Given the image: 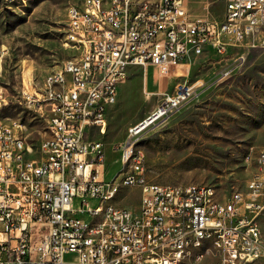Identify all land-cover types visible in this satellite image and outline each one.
I'll return each instance as SVG.
<instances>
[{
    "label": "built area",
    "instance_id": "2783aa9c",
    "mask_svg": "<svg viewBox=\"0 0 264 264\" xmlns=\"http://www.w3.org/2000/svg\"><path fill=\"white\" fill-rule=\"evenodd\" d=\"M221 19L194 16L185 0H82L71 4L62 45L72 54L56 77L21 90V105L38 116L44 134L34 148L21 122L0 116V264H179L205 255L216 264L264 260V150L245 191L211 198L210 184L147 179L136 145L195 95L175 81L160 102L127 128L117 147L122 165L105 179L107 111L130 67L159 77L212 54L221 76L245 62L238 47L264 48V0H223ZM184 73V72H182ZM181 76V75H178ZM5 102L0 89V111ZM252 150V148L250 149ZM139 190L133 209L122 191Z\"/></svg>",
    "mask_w": 264,
    "mask_h": 264
},
{
    "label": "rangeland",
    "instance_id": "374dc122",
    "mask_svg": "<svg viewBox=\"0 0 264 264\" xmlns=\"http://www.w3.org/2000/svg\"><path fill=\"white\" fill-rule=\"evenodd\" d=\"M81 1L0 0V89L5 99L0 116L25 126L23 135L35 151L32 157L38 156L36 149L45 126L21 105V90L39 86L71 56L62 45L63 26L71 4ZM186 3L194 16H221L222 0ZM240 53L245 55V62L224 76V62H217L212 54L176 67L170 78H160L153 67H130L115 104L108 110L105 132L96 130L90 135L104 143L105 179L121 171L117 147L125 139L127 128L147 115L173 81L184 79L185 74L195 85L194 97L139 141L147 179L155 183L210 184L221 199L234 191L244 192L257 170L254 153L264 150V48L244 44L232 55ZM120 195V204L128 209L139 203L138 189L124 190ZM65 259V264H70L72 258L66 255ZM216 260L211 255L198 261L186 257L179 264H216ZM251 264H264V260Z\"/></svg>",
    "mask_w": 264,
    "mask_h": 264
},
{
    "label": "bare ground",
    "instance_id": "6f19581e",
    "mask_svg": "<svg viewBox=\"0 0 264 264\" xmlns=\"http://www.w3.org/2000/svg\"><path fill=\"white\" fill-rule=\"evenodd\" d=\"M71 13V7H69L68 9V13H67V17L69 16V14ZM62 70V66L61 68L56 71V72H53L52 74H50L45 80H49V77H56V73H60ZM142 137H137L136 138V145L138 146L139 144V141ZM212 190H215L214 187H212ZM211 198H219L218 197V194H217V191H211ZM257 235L260 236V239H264V228H257Z\"/></svg>",
    "mask_w": 264,
    "mask_h": 264
},
{
    "label": "crops",
    "instance_id": "0c3cea01",
    "mask_svg": "<svg viewBox=\"0 0 264 264\" xmlns=\"http://www.w3.org/2000/svg\"><path fill=\"white\" fill-rule=\"evenodd\" d=\"M185 3H186V0H185ZM222 3H223V8H222L221 16H220V18H217V19H221V18H222V15H223V11H224V2H223V0H222ZM186 7H187V10L189 11V8H188V6H187V3H186ZM189 13H190V12H189ZM168 76H169V75H168ZM168 76H166V77H160V78H170V76H169V77H168ZM174 82H175V81H173L172 86H173ZM122 84H123V83H122ZM122 84L119 85V88H120V86H121ZM167 85H168V84H166V87H167ZM172 86H171V88H172ZM119 88H118V91H119ZM171 88H170V89H171ZM117 95H118V94H117ZM112 106H113V105H112ZM112 106H111V107H112ZM111 107H110V108H111ZM110 108H109V109H110ZM109 109H108V110H109ZM107 113H108V111H107ZM138 121H139V120H138ZM104 152H105V148H104ZM117 153H118V152H117Z\"/></svg>",
    "mask_w": 264,
    "mask_h": 264
}]
</instances>
